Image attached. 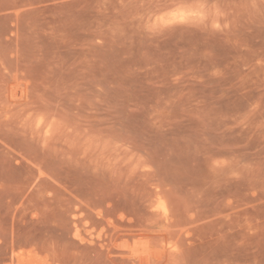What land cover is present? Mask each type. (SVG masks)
<instances>
[{"label": "rangeland", "instance_id": "1", "mask_svg": "<svg viewBox=\"0 0 264 264\" xmlns=\"http://www.w3.org/2000/svg\"><path fill=\"white\" fill-rule=\"evenodd\" d=\"M0 264H264V0H0Z\"/></svg>", "mask_w": 264, "mask_h": 264}, {"label": "snow or ice", "instance_id": "2", "mask_svg": "<svg viewBox=\"0 0 264 264\" xmlns=\"http://www.w3.org/2000/svg\"><path fill=\"white\" fill-rule=\"evenodd\" d=\"M181 7H182V9H184L189 14H194V11H191L195 8L194 5H182Z\"/></svg>", "mask_w": 264, "mask_h": 264}]
</instances>
